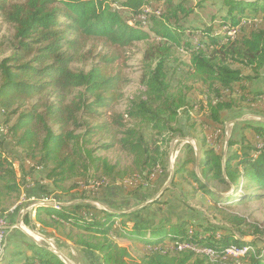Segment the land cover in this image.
<instances>
[{
  "label": "trees",
  "instance_id": "16d2710c",
  "mask_svg": "<svg viewBox=\"0 0 264 264\" xmlns=\"http://www.w3.org/2000/svg\"><path fill=\"white\" fill-rule=\"evenodd\" d=\"M147 1L122 0L117 8H112L115 3L107 0H0V17L13 27L16 40L12 54L0 62V107L5 110L2 112L17 113L33 96L48 89L57 95L58 102L32 105L31 111L19 116L10 129L13 135L24 129L22 136L17 138L23 145L37 135L36 124L43 126L45 135L39 166H46L66 145V140H71L69 134L55 135L45 126L46 121L61 130L68 125L77 127L78 114L98 116L99 110L109 108L119 97L120 80L109 70L111 60L106 56H101L87 72L70 68L76 53L87 40L125 48L134 42L149 40L150 35L158 39L156 43H150L144 53L147 63L142 77L144 100L131 102L126 115L159 136L172 133L178 117L182 115L189 119V113L195 107L186 100L183 92L173 93L167 81L166 60L175 48L189 54L184 82L206 86L216 95L220 91L231 92L235 85L260 77L264 70V29L258 25H264V0H220L224 14L219 27L233 29L235 34L231 36L226 30L217 34L208 26L200 32L202 38L195 45L187 40L186 29L180 23L193 13V7H188L185 0L177 3L164 0V12L156 14L145 10ZM246 27L250 28L249 32H244ZM234 64L248 68L251 75H243L240 68H233ZM79 89L82 91L77 101L64 104L65 96ZM260 95L259 92L255 94ZM230 107L220 101L214 105L209 103L211 120L221 123V112ZM40 109H43L42 114L37 113ZM250 129L257 137L254 146L245 145V139L240 144L229 141L228 148L235 145L239 148L225 156L212 148H202L200 169L205 182L196 174H190L197 190L216 197L217 194L208 187L209 183L237 189L245 182L247 188L255 185L264 191V125H251ZM82 137L76 142L80 150L88 142ZM119 143L123 151L133 156L134 166L140 174L146 171L149 176L153 172L164 173L161 166L165 151H161L157 141L145 135L140 127L125 130ZM187 149L192 157L184 161L179 172L194 162L191 147L187 146ZM15 175L12 162L0 146V203L3 190L14 192L18 189ZM159 203L157 200L151 204ZM143 210L125 213L91 210L87 205L72 204L59 209L40 207L36 214L44 212L49 217H56L57 224L86 233L92 241H81L80 244L84 249L98 253L100 264H128V250L116 243L121 239L148 250L143 264H234L244 260L249 264H264L261 250L251 252L255 248L253 242H244L232 234L222 235L211 225L200 230V226H193L187 219L151 226L141 220ZM116 219L122 221L120 227ZM243 222L238 219L239 224ZM166 243L172 244V248L166 247ZM18 245L19 248L6 250L3 264H64L47 248L31 240L21 241ZM178 246L189 247L178 250ZM229 249H246V252L232 256L226 254Z\"/></svg>",
  "mask_w": 264,
  "mask_h": 264
},
{
  "label": "rangeland",
  "instance_id": "374dc122",
  "mask_svg": "<svg viewBox=\"0 0 264 264\" xmlns=\"http://www.w3.org/2000/svg\"><path fill=\"white\" fill-rule=\"evenodd\" d=\"M107 1L114 2L112 8H117L122 0ZM150 1H147L145 10L155 11L156 14L164 12V0ZM173 1L177 3L180 0ZM185 3L194 8L193 13L180 22L191 44L201 40L200 32L208 26L217 34L225 33V28L219 27L224 14L220 0H185ZM258 27L264 29L263 24ZM249 31V27L244 30ZM157 41L150 35L149 40L134 42L125 48H113L95 40L82 44L70 68L76 72H87L101 56H106L111 60L109 70L120 80L119 97L109 108L99 110L98 116L78 114L77 127L68 125L61 130L46 121L45 126L55 135L69 134L71 140H66V145L44 167L38 165L45 135L43 126L36 124L37 135L23 145L18 143L17 138L22 136L24 129L16 135L10 129L19 116L31 111L32 105L58 102L56 93L48 89L35 95L14 114L11 110L3 113L4 109L0 107V131L3 130L0 132V146L13 164L18 185L14 192L3 190L0 203V215L10 228L6 237L9 250L19 248L21 241L31 240L47 248L64 264H100L98 253L86 250L80 244L81 241H92L86 233L72 226H61L56 223V217H49L44 212L36 214L40 207L82 204L90 206L91 210L125 213L144 209L141 220L151 226L169 225L182 219L190 220L197 228L200 226V230L208 225L215 226L222 235L232 234L244 242H253L255 248L251 252L259 249L264 254V191L255 185L247 188L245 182H241L237 189L211 182L208 187L217 194L213 197L197 190L190 179V174L194 173L205 182L200 169L203 147L212 148L225 156L239 148V145L228 148L229 141L240 144L245 139V145L254 146L257 137L250 127L264 125V97L255 96L258 91L264 94V70L258 79L237 84L231 92L220 91L216 95L206 86L184 82L189 54L175 48L166 60L167 81L173 93L183 92L186 100L195 107L190 111L189 119L182 115L178 117L172 133L159 136L126 115L131 102L144 100L142 77L147 66L144 53L150 43ZM15 46L13 27L0 17V62L12 54ZM233 68H240L245 76L251 75L248 68L238 64H234ZM80 91H71L66 95L64 104L77 101ZM219 101L231 107L221 112V123H215L210 118L209 103L214 105ZM37 113L42 114L43 109ZM133 126L152 136L160 150L165 151L161 166L164 173L153 172L149 176L146 171L140 174L134 166L133 156L121 149L120 139L125 130ZM81 136L83 141L88 142L80 150L76 142L77 139L81 141ZM187 146L193 151L194 162L179 172L184 161L192 157ZM157 200L159 204H151ZM238 219L244 222L239 224ZM116 220L120 227L122 221ZM124 222L127 223L126 220ZM116 243L128 250V264H143L142 260L148 253L146 248L126 239L116 240ZM168 246L172 248V244L166 243ZM4 258L5 255L0 264L4 263ZM234 264L249 262L244 260Z\"/></svg>",
  "mask_w": 264,
  "mask_h": 264
},
{
  "label": "built area",
  "instance_id": "2783aa9c",
  "mask_svg": "<svg viewBox=\"0 0 264 264\" xmlns=\"http://www.w3.org/2000/svg\"><path fill=\"white\" fill-rule=\"evenodd\" d=\"M226 31H234L232 30H228L226 29ZM3 130H1L0 132L2 133ZM10 228L7 226L4 218L0 215V259H2L4 257V255H6V250H7V241H6V237H7V230H9ZM193 248V247H192ZM211 255H214L213 253H210Z\"/></svg>",
  "mask_w": 264,
  "mask_h": 264
},
{
  "label": "bare ground",
  "instance_id": "6f19581e",
  "mask_svg": "<svg viewBox=\"0 0 264 264\" xmlns=\"http://www.w3.org/2000/svg\"><path fill=\"white\" fill-rule=\"evenodd\" d=\"M228 34L233 36L235 34V30L234 31H228ZM60 207H61V205H59V204L56 207L54 206V208H56V209H59ZM188 247L189 246H178V250H181L183 248H188ZM244 252H246V249H244L242 251H235V250L229 249V250L226 251V254L227 255H232V256H237V255L243 254ZM203 253L209 254L210 252L209 251H203ZM0 261H2V259H0Z\"/></svg>",
  "mask_w": 264,
  "mask_h": 264
},
{
  "label": "crops",
  "instance_id": "0c3cea01",
  "mask_svg": "<svg viewBox=\"0 0 264 264\" xmlns=\"http://www.w3.org/2000/svg\"><path fill=\"white\" fill-rule=\"evenodd\" d=\"M259 92V91H258ZM259 93H261V95L260 96H258L259 98H263L264 97V94L262 93V92H259ZM7 250L9 251V248H7ZM10 250H11V248H10Z\"/></svg>",
  "mask_w": 264,
  "mask_h": 264
}]
</instances>
